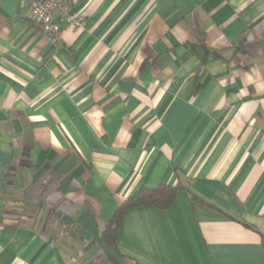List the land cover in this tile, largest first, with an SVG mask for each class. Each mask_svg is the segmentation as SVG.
<instances>
[{"label":"crops","instance_id":"0c3cea01","mask_svg":"<svg viewBox=\"0 0 264 264\" xmlns=\"http://www.w3.org/2000/svg\"><path fill=\"white\" fill-rule=\"evenodd\" d=\"M30 2L0 0V264H264V0H71L56 44Z\"/></svg>","mask_w":264,"mask_h":264},{"label":"built area","instance_id":"2783aa9c","mask_svg":"<svg viewBox=\"0 0 264 264\" xmlns=\"http://www.w3.org/2000/svg\"><path fill=\"white\" fill-rule=\"evenodd\" d=\"M71 8V0H31L29 11L32 23L56 44L61 39L62 24L73 30H83L86 25L84 12Z\"/></svg>","mask_w":264,"mask_h":264},{"label":"trees","instance_id":"16d2710c","mask_svg":"<svg viewBox=\"0 0 264 264\" xmlns=\"http://www.w3.org/2000/svg\"><path fill=\"white\" fill-rule=\"evenodd\" d=\"M177 170V175L179 176ZM184 188L182 182L176 185L159 184L156 187H145L141 189L136 195L127 198L115 212L113 218L104 230V236L113 244H116L119 228L122 222L124 213L132 208L154 206L158 209L170 208L176 198L178 190ZM190 191V190H189ZM192 199H198L197 196L190 191Z\"/></svg>","mask_w":264,"mask_h":264}]
</instances>
